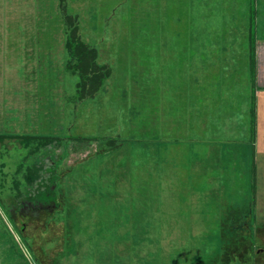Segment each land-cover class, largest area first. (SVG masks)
Segmentation results:
<instances>
[{
	"label": "rangeland",
	"instance_id": "obj_1",
	"mask_svg": "<svg viewBox=\"0 0 264 264\" xmlns=\"http://www.w3.org/2000/svg\"><path fill=\"white\" fill-rule=\"evenodd\" d=\"M67 14L112 70L91 100L71 99ZM23 26L24 58L53 53L6 61L0 34V134L37 135L0 140V264H264V0H0V29ZM141 93L164 145L117 137L148 134Z\"/></svg>",
	"mask_w": 264,
	"mask_h": 264
},
{
	"label": "trees",
	"instance_id": "obj_2",
	"mask_svg": "<svg viewBox=\"0 0 264 264\" xmlns=\"http://www.w3.org/2000/svg\"><path fill=\"white\" fill-rule=\"evenodd\" d=\"M64 20H65L64 24H65L66 34H65V40H64L63 46L68 51V53L70 55V60L67 61L66 66L70 67L72 74H75L79 78V92L80 93H79V95L71 96V99L75 98V100L79 99L81 101L91 100L100 94V91L104 87L105 82H107V80L110 78L111 71H112L111 67L105 63L99 64L96 61V57H97L96 56V54H97L96 53V47H94L88 43H85L80 38V36L78 34V26H77V24L74 23V18L71 15L67 14L65 16ZM250 37H251L250 42L255 43V41H253L254 36L250 35ZM251 52H252L251 58H253V61H255L256 60V46H254V45L251 46ZM158 86H160V85L158 84ZM255 91L256 90L254 89L253 94L251 95L250 120H249L250 126H251L250 141L252 143L255 142L256 136H257V104H256ZM141 95H142V97H140V98H144L143 102H146V104L143 103V105H141L139 101L134 103L135 106L134 105H133L134 107L132 106L133 110L131 111V116H130L133 121H135V122L138 121L137 126L139 125V128H142V126H145L146 118L148 117L149 114H150V119H151L152 111L154 113L156 112V111H154L155 104H152V97L149 99L150 96L147 97V95H149L147 93L145 95H143L141 93ZM175 95H176V93L173 92L172 96L175 97ZM134 98H137V97H134ZM139 105H141V106H139ZM142 106H143L144 114H143V112H141V110H138V108H140ZM173 113L175 114V112H172V114ZM140 114L143 117H141ZM177 120H178V118H177ZM179 121H181V120H179ZM136 132H137V129L135 130V133H133L132 128L129 127V130L125 129V133L128 134L127 138L121 137L122 134H120V132H119L117 137H120L122 140L127 141L129 139H133L130 137L135 136L134 139L137 141V143H141V142L144 143L146 140V135H137ZM137 133L140 134L141 132L138 131ZM35 136L37 137V135H34V134H29V135L28 134L19 135V134H15V133L0 134V140H5V138L8 137L9 139L10 138L11 139L21 138L23 140H28L27 142H29L30 140H32L30 138L35 137ZM117 137L114 136V137H111L110 139H108L110 141V142H108V144L110 145L109 146L110 148H113L112 147L113 142L115 143V141L117 140ZM46 138H48V137H45V139ZM48 139L50 140V138H48ZM116 145H117V143L115 144L114 147H116ZM254 177H255V175H254ZM33 178H34V176H33ZM253 181L255 183V179H253ZM252 246H254V244L250 245L251 248H252ZM250 260H251V258L249 257L248 264H254V261L253 260L250 261Z\"/></svg>",
	"mask_w": 264,
	"mask_h": 264
},
{
	"label": "crops",
	"instance_id": "obj_3",
	"mask_svg": "<svg viewBox=\"0 0 264 264\" xmlns=\"http://www.w3.org/2000/svg\"><path fill=\"white\" fill-rule=\"evenodd\" d=\"M25 28H26L25 26H23V28H20V27L9 28L10 31L7 28H1L0 29L1 30L0 34L14 35L16 37L15 39L9 40L7 42V44H9L8 46L4 42H2V44H1L2 50L4 49L5 51L14 52L13 54H10V55L7 54L6 55V61L8 59V60H11V61L15 60V62H17V61L20 62V61H26L28 58L29 59H33L35 61H38L39 60L38 57H41V56L42 57L47 56L49 58V60L51 61L52 60L51 55L53 53L52 50H51V47H47L46 46V48H47L46 49V53L43 54L42 53V50H43L42 49V45L44 47L45 43L41 42L40 39H39V41L42 44H40V43L35 44L34 43L33 44L34 45V49L32 48L34 50V52H32L31 56H30V54L27 55L26 56V57H28L27 59L24 58L25 54H23V53L25 51V45H24L25 44V40H24L23 36H25L24 34H26V29ZM35 29H38V28H35ZM5 30H7V31L5 32ZM39 31L41 32V30H38V33H39ZM42 33L46 34L47 32L44 30V31H42ZM48 44H51V43H47V45ZM256 51L258 52L259 48H257ZM258 90L260 91L259 92L260 96H259L258 101H257V136H256V140H255L256 144L262 141V140H260L261 138H264V86L258 87ZM151 114H152L151 115V119H150V114L146 118L145 126L147 127L148 134H146L145 142L147 143V145H150V142L153 145H155V146H157L159 144L164 145V141H165L164 137L167 136V134H169V132H171V131H169V132L165 131L166 130L165 125H166V123H168L169 116H168V118L165 117L166 115L162 116V114H161V116H160V114L158 112V109H157V114H155L153 111H152ZM155 117H157V118H155ZM180 120L181 121H178V123H177L178 124L177 128L174 127V129L178 130V136L176 138H180V137L184 136V134H185V130H184L185 118H182ZM169 122H173V121L169 120ZM222 123L225 124L226 121H224ZM155 127H156V132H157L156 135L154 134ZM159 134L162 135V136H157ZM151 136H153V137L156 136V138L150 139ZM161 139H163V140H161ZM154 142H156L157 144L156 143L154 144ZM260 146H261V148L264 147V143L261 142ZM262 150H264V148H262ZM148 156H149V154L147 153V157ZM261 156L262 157L258 156V154H257L258 158H257V166H256V168H257V171L264 172V151H262Z\"/></svg>",
	"mask_w": 264,
	"mask_h": 264
},
{
	"label": "water",
	"instance_id": "obj_4",
	"mask_svg": "<svg viewBox=\"0 0 264 264\" xmlns=\"http://www.w3.org/2000/svg\"><path fill=\"white\" fill-rule=\"evenodd\" d=\"M260 250H264V249H260Z\"/></svg>",
	"mask_w": 264,
	"mask_h": 264
},
{
	"label": "flooded vegetation",
	"instance_id": "obj_5",
	"mask_svg": "<svg viewBox=\"0 0 264 264\" xmlns=\"http://www.w3.org/2000/svg\"><path fill=\"white\" fill-rule=\"evenodd\" d=\"M262 251H264V250H262Z\"/></svg>",
	"mask_w": 264,
	"mask_h": 264
}]
</instances>
